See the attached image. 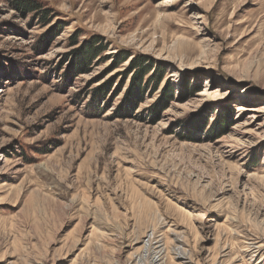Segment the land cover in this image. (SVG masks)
Here are the masks:
<instances>
[{
    "label": "rangeland",
    "instance_id": "374dc122",
    "mask_svg": "<svg viewBox=\"0 0 264 264\" xmlns=\"http://www.w3.org/2000/svg\"><path fill=\"white\" fill-rule=\"evenodd\" d=\"M28 1L0 0V264H264V0Z\"/></svg>",
    "mask_w": 264,
    "mask_h": 264
},
{
    "label": "trees",
    "instance_id": "16d2710c",
    "mask_svg": "<svg viewBox=\"0 0 264 264\" xmlns=\"http://www.w3.org/2000/svg\"><path fill=\"white\" fill-rule=\"evenodd\" d=\"M13 4H15L17 6L16 9L22 11V14H24V15H26L27 13L37 11L39 9V7L37 5H34V3H32L31 1H28V0H14ZM42 20H44V18H42ZM44 22H46V20ZM95 46L96 45L91 46L88 53H85V54L81 55L80 57H76L73 60L72 65L70 67V77L73 78V77H76L77 75L81 74V71L85 70L89 66L90 60L93 58L95 59V57H97L98 54H96V53L100 49L95 47ZM146 63L147 62L145 60L135 59L134 62L132 63V66L134 68H136L137 71L141 70V73L147 74L151 70L148 71ZM141 73H140V75H141ZM158 74L159 73L157 72V69H156L154 71V73L151 75V77L147 80V83L151 86L152 90H155L161 81L162 76L161 75L158 76ZM160 74H162V73H160ZM135 81H136V79H135ZM135 81H133V83L130 86V91H129V94L126 98L125 105H124V107L127 108L128 110H129V108L133 109V107L135 106L136 103L139 104L138 102H140V100H142V96L144 95L143 92H144L145 88L144 89L140 88L141 83H142V79L138 78L137 79L138 82H135ZM162 94H163L162 97H160L157 100L154 107H152L149 111L151 117H155L157 115V113H159L160 111H163L166 108L165 106L170 102V100H172L171 92L168 91V93L167 92L164 93V91H163ZM103 95L104 94L101 93L100 98H102Z\"/></svg>",
    "mask_w": 264,
    "mask_h": 264
}]
</instances>
